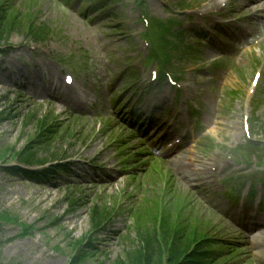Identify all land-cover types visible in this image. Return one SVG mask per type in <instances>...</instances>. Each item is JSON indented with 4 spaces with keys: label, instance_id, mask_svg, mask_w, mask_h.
I'll list each match as a JSON object with an SVG mask.
<instances>
[{
    "label": "rangeland",
    "instance_id": "1",
    "mask_svg": "<svg viewBox=\"0 0 264 264\" xmlns=\"http://www.w3.org/2000/svg\"><path fill=\"white\" fill-rule=\"evenodd\" d=\"M101 1L11 0L49 39L0 35V264L124 262L138 241L125 207L154 200L238 242L230 264H264V11L245 12L242 0H114L97 14ZM152 45L168 74L148 59ZM125 106L163 128L161 151L174 149L150 156L120 117ZM46 118L60 137L37 157L67 173L13 171L35 168L19 153ZM96 204L111 215L92 231Z\"/></svg>",
    "mask_w": 264,
    "mask_h": 264
},
{
    "label": "trees",
    "instance_id": "2",
    "mask_svg": "<svg viewBox=\"0 0 264 264\" xmlns=\"http://www.w3.org/2000/svg\"><path fill=\"white\" fill-rule=\"evenodd\" d=\"M6 1L8 0H0L1 34L19 32L34 42H42L47 39L48 29L44 25L34 26V21L29 15H22L13 6L12 8L10 6L5 7ZM46 120L47 118L38 120L40 130L35 141L30 142L19 153L22 162L43 164L44 160L37 157V147L40 149L49 145L54 138L58 137H54L52 121L46 122ZM57 171H65V168H59ZM28 173L26 174L31 177L46 178L51 173V169ZM175 208H177V220L172 214V210ZM160 214L159 218L157 214L153 218L154 222L158 223L160 242L162 243L157 241L153 228L148 225L142 213H139L138 217H134L137 235L142 245L138 249L125 252L127 264H162V255L166 257L167 264H222L228 257V253L224 252L223 249H232V247H227V244L221 240L211 241L212 229L210 227L199 222L195 227H192L193 222L181 213L178 205L168 204ZM102 216L103 212L94 207L91 216L93 228L101 225ZM117 264L125 263L118 260Z\"/></svg>",
    "mask_w": 264,
    "mask_h": 264
},
{
    "label": "bare ground",
    "instance_id": "3",
    "mask_svg": "<svg viewBox=\"0 0 264 264\" xmlns=\"http://www.w3.org/2000/svg\"><path fill=\"white\" fill-rule=\"evenodd\" d=\"M249 1V0H248ZM253 1H256V0H253ZM264 4H262L261 6H262V8L264 7L263 6ZM262 8H256L254 11L256 12V11H258L259 9H262ZM244 10H246V11H253V8H251V7H248V8H244ZM74 96V95H73ZM75 97V96H74ZM76 101H79V102H82V101H80L79 99H75ZM15 172H17V171H15Z\"/></svg>",
    "mask_w": 264,
    "mask_h": 264
}]
</instances>
